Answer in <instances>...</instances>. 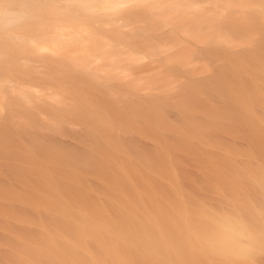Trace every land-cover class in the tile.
Listing matches in <instances>:
<instances>
[{
  "label": "rangeland",
  "instance_id": "1",
  "mask_svg": "<svg viewBox=\"0 0 264 264\" xmlns=\"http://www.w3.org/2000/svg\"><path fill=\"white\" fill-rule=\"evenodd\" d=\"M186 1L193 3L195 0L194 1L186 0ZM215 1L216 2L219 1V3L217 2V3H215L217 5H214V3H212V2L209 3V0H207L206 2H203V0H202V1H199L197 3H193V5L196 6V8H197V6L202 5V7L204 8V10L202 9L203 13H207V14L209 12H210L209 14H211V10H213L215 8L214 9L215 11L213 10L212 12L216 13L219 11L218 17H220L221 19L218 18L217 20H220V22L223 23V22H228L229 20H231L232 16H233L232 11L230 8L227 7V4L229 3L231 5H233V4L235 5V3L236 4L241 3V1L236 2L237 0H234V1H232V0H215ZM242 1H245V0H242ZM262 1L264 2V0H262ZM262 1H260V0H247V2H250V3H259L260 2L261 4H264V3H262ZM220 3H222V4H220ZM219 4L220 5L224 4L226 7L223 6V8H222V6H220ZM70 5H73V3L71 2ZM210 5H212V7H209ZM202 7H199V8H202ZM139 8H141V9H139ZM216 9H219V10L216 11ZM132 10H133V13H132ZM127 12L129 14L128 16L130 17L131 20L129 19L128 16H125L123 13H120L117 15V16H119L118 19H119V23L121 25V30L124 31V33H121V35H119V36H123L124 39L123 38L122 39L125 40L123 44H121V45L118 44V45H119V48H123L122 52H123V50L125 51L128 48V51L126 52L127 59H129V57H130L128 55V52L133 51V55H131L132 57L129 59L130 61L132 60L131 62L126 59L127 62H129V63H127L124 60V58H123L124 53H125L124 52L123 54L120 53L119 56H118V54H115L114 59H115V56H117L118 60H114L112 63L113 59L111 61L108 59V56H110L108 54L111 52L110 46H108L109 48L107 47L108 48L107 50H109L110 52L107 51L106 55H103V53L100 52L99 50L96 51L93 49L91 50V52L87 51L88 52L87 53L86 51H84L85 52L84 53L78 49L74 50V48H75L74 47V48H72L70 53L69 52L66 53L67 55L62 54L63 52L61 54L54 53L55 55L50 54L51 58L54 60V61L53 60L48 61L51 64V65H49L50 67L48 66L47 62H45V63L43 62V65L44 66L47 65L48 69H47V67H40V65H42V63H40L39 61H37V63L38 62L40 63L38 66L40 68H37L38 70L34 69L35 66L32 67L33 71H35L34 74L41 77V81L32 80L29 82V84L31 86H34V88H32V89L39 90V91H37L38 94L49 95V96H45V98L41 99L42 103L40 102V100L35 101L37 103V105L39 103V107H40L39 110H38V106H36L35 103H34L35 107H32V106L30 107V105H32V104H29V103H31V102H29L28 105L26 106L23 103L19 102L17 99H16V101L13 100L17 103H14V102L12 103L15 106H13L11 104V102H12L11 100H10L11 102L10 101L8 103L5 102V103H7V105L9 104L7 106L4 103L3 99L5 97H7V98H5L7 100L8 96H10V99H11L13 96L6 93L7 96H5V97L3 96V99L0 97L1 98L0 99V105L3 107V109L1 108V110L4 111V109H5L4 112L0 111L3 113V114L2 113H0V114H2V116L4 115V118H5V119L0 118V122H1V120H3L1 123L6 122L5 125H7L8 127L7 128L5 127V128L9 131L12 130L10 133L9 131L6 132V130L4 128L3 132L5 131L6 133L4 132L5 134L0 135V148H1L0 154H1V156L6 155L5 157L2 156V158L0 156V162H1L0 172L3 173V174L0 173V179H1L0 180V188H1L0 189V213H2L4 211H5L4 213H9L12 211L11 209H9L11 201H8V200H12L13 198H22L23 197V199L27 198V200L29 201L28 203H31L32 201L34 203L35 202L40 203V202H44V200L48 201L50 199L57 198V197H67V198L68 197H70V198L71 197H73V198L77 197V199H79V200L81 198L82 199L85 198L87 200V198L89 199V197H91L93 202L91 201V198H90V201L92 202L93 207H95V208L93 210H90L91 211L90 213H91V215H94V218L95 217H96V219L99 217L104 218L105 215H103V214H102L103 216L101 214L99 215V212L101 213V211L109 213L108 215L105 216L106 218L109 217V218L113 219L114 216H117V215H118L117 218L120 216H121L120 218H122V217L123 218H127V217L131 218L133 216L132 213H130L128 215H122V214L119 215L117 212L114 211V209L109 208L108 203L113 201V200H119L121 198H126V199L127 198L128 199H136L139 197H141V198H146V197L148 198L149 197L150 198L151 196L157 195V194H153L154 191H157V193H160V194L167 195L171 198H183L186 201H189V200L192 201L193 200L195 202H197L198 199H204L205 200V199L209 198V196L211 195L210 189L212 188L211 183H212V172H213L212 168H213L214 153L218 150L219 146L220 147L226 146L227 140H230L229 135L231 136V134L236 132V130L235 131H233V130L236 129L237 127L239 128V126H240L239 124L241 121H239V120H241V119L239 118L235 122L234 119H237L238 115L234 112L238 111V114L240 113V115H241V116L240 115L239 116L243 117V114H241V113H244L245 104L247 103L246 97L249 98L253 94H258L257 84L256 85H249V82H253V81L258 82V80H259L258 76H259L260 72L264 69V67H262V69L258 68V67L257 68L253 67V65H255L257 61H255V62L253 61L254 64H251L248 66V61L251 60L250 58H253V56L258 60H262V58H263L262 56H264V54L252 55L251 53H247V52H237L238 53L237 54V53H234L233 51H229L228 49L214 50L213 48H211L210 50H208V49H205V46L203 47V45L196 43L194 41V39L192 40V38H190L188 36H174L173 34H171V33L169 34L167 32H166L167 35H165L164 32L169 30V27L165 26V25H162V28H161L164 31L163 32L164 37H162V39L159 38V37L163 36L162 34H160L161 32L159 31L160 36L158 35V32H156L157 35L155 38H157V39L155 40L153 38L155 36V33H151L152 34L151 35L148 31V29L151 25L148 23L149 22L155 23V21H157L158 17L150 16L149 10L144 5H140V4L131 5ZM161 12L166 14L165 9H163ZM168 14L170 17L169 16L165 17V15H163V19H168V17H169V19H172V20L174 19L175 21L180 20V19L188 20L189 17H190L189 20L195 19L194 18L195 16L193 15V13L191 15L192 17L194 16L193 18L191 16H185V17H180V18L178 17V19H177V17L174 18L173 16H171L170 13H168ZM132 16H133V19H132ZM228 16L231 18H229ZM126 17H128V19ZM159 18H161V17H159ZM204 18L207 20L211 19L210 16H205ZM234 18L241 19V18H239V16L238 17L234 16ZM105 27L110 28L109 25H106ZM137 28H138V30H137ZM126 30H128L129 32L128 31L126 32ZM130 30H131V32H130ZM135 30L139 31V32H136ZM100 32L102 33L101 34L102 36L106 37L107 42H109V43L111 42L110 44H113L112 43L113 41H111V40H112V37L114 36V33L107 32L105 30H100ZM133 32H135V33H133ZM109 33H111V34H109ZM122 34H124V35H122ZM145 34L151 35V36L149 35L150 40L149 39L147 40V38H149V37H147ZM126 35L128 37H126ZM131 35H135L137 37L131 38L132 37ZM141 35H143L144 37H142ZM141 37H142V39H141ZM138 38H140V39H138ZM164 38H166V39H164ZM159 39L162 41L160 42ZM173 39H175V40H173ZM133 40L134 41L136 40L135 41L136 44H133L134 43ZM139 40L142 41L141 44H143L144 41L147 44H145V42H144L145 45L144 44L141 45V44H139L140 42H138ZM151 40L156 43L155 45H157V44L159 45V46L157 45V47L159 48V50H157V55L153 54L152 53L153 51L151 50V53L153 54L152 56H154V57H151L150 52H148V54L150 53L149 54L150 56H147L148 54L146 55L145 52H143L147 49V47L148 48L150 47V46H148V44L151 43L150 45L152 47V42H150ZM177 41H178V44H177ZM181 41L184 42V44H186V43L189 44L190 47L188 45H185L186 47H184V44H182V43L180 44ZM170 42H171V44H174V45H171ZM137 43L139 45H141L142 47H139V45H137ZM164 43L165 44L167 43V44L165 45ZM169 45H171V47H169ZM181 45H183V46H181ZM143 46H146V47L143 48ZM173 46H174V48H173ZM179 46H181V47H179ZM139 48H141V49L143 48V49L140 50ZM186 48H188L190 51H186V50H188ZM193 48L194 49L196 48V49L193 50ZM165 49H169V52H171V53H169L168 50L165 51ZM171 49H172V51H171ZM179 49H181V50H179ZM199 49H201V50H199ZM114 51H113V54L115 53ZM146 51H148V50H146ZM158 51H159V53H158ZM183 51H185V52H183ZM191 51L194 52V53L192 52L194 54V56L192 57V61L190 62L191 64L188 62V64H190V65L187 64L185 66V64H184L183 65L184 69L181 68V66H180L181 63H179L180 65L177 63L179 61L178 57L181 60L184 56H186L184 54H187L188 52H191ZM201 51H202V53H201ZM217 51L221 52V53H219V54H221V56L217 53ZM74 53H76V54H74ZM89 53H91V55H90L91 57L88 56V58H89L88 60L90 62L93 60L95 61V62L93 61L90 63V65L92 64L93 67H92V65L90 66L87 63L89 65V68L94 69L95 66H97L95 64L97 62H98V64L100 63L101 64V70H97L100 74H97L98 72L95 71L96 73L93 75V72H91L90 70L86 71L82 67L77 66L78 62L80 63L81 61H83V60H81L82 57H86V55H89ZM94 53H95V55H94ZM96 53H98V54H96ZM135 53H137L139 55L138 58L136 57V60H134L135 59L134 56H136ZM154 53H156V52H154ZM68 54L70 56H72V58L71 57L68 58L69 57ZM82 54H83V56H82ZM169 54L170 55L172 54L173 57L171 56L170 58H168L166 60L167 55H169ZM200 54H202V56ZM204 54H205V56L206 55L207 56L206 57L203 56ZM222 54H223V56H222ZM92 55H94L95 57ZM126 55H125V57H126ZM199 55L202 57V60L199 57ZM239 55L241 58L239 57ZM47 56H49V55H47ZM191 56L192 55H190L189 57H191ZM259 56H261V57H259ZM57 57H58V59H57ZM117 57H116V59H117ZM119 57L123 58V60L125 62L122 61L121 58H119ZM198 57H199V59H198ZM141 58H142V60H141ZM196 58L198 59L197 61H200V62H197V63H196V61L193 62V60H196ZM207 58H208V60H207ZM233 58L237 59L236 62H239V63L236 64V62L233 60ZM246 58H247V60H246ZM55 59H57V61H55ZM150 59L154 60V61H151ZM174 59H176V60H174ZM186 59L189 61L191 58H186ZM40 60H44V59H40ZM60 60H64V61H60ZM88 60H87V62H89ZM147 60H150L151 62L147 61ZM213 60H215V64L218 63L219 61H221V63H219L221 66L219 67V65L217 66V65L213 64L214 63ZM139 61H140V63H139ZM173 61H174V63H173ZM201 61H203V62H201ZM205 61H207V62H205ZM34 62H36V61H34ZM34 62H32V65ZM148 62H150L152 64V66L154 65L153 67L155 69H157L158 66L161 67V68H158V70H161V72L159 71L160 74H162V71H163L162 69H164V71L166 70V72H165L166 76H165V74H164V76L167 79H170V83L172 81L171 76H172V79L176 76L175 78H177V80L174 78L176 83L174 81H172V83L174 82V85L175 84H177V85L174 86L172 84V86H173L172 87L171 85L166 84V81H167L166 78H165L166 79L165 82H164V80L162 81V79L159 80L160 74L158 72H156V70L154 68H152L153 69L152 70L151 69L152 66L150 63L148 64ZM184 62L187 63V61H184ZM249 62H251V61H249ZM37 63H35L36 67H37ZM66 63H69V64H66ZM122 63H125V64L122 65ZM134 63H135V65H134ZM194 63H196L197 68L196 67L193 68L192 65L195 66ZM209 63L213 66V68H211L212 66L209 65ZM59 64H61V65H59ZM129 64L134 65V67L140 66L141 64H142L141 67L142 66H151L150 68L145 67L144 70L148 69V72H151V74H153V72H155L156 74H154V76L153 75L151 76V74L146 76V74L148 72L145 75H141L144 70L140 71V69H142L140 67H139L140 68L139 69V71H140L139 76H142V77H140V79L142 78V80H143V76H144V79L146 81H148L149 78H151L153 80V82L155 84L153 86L155 88L152 86L153 87V88H151L152 92L150 90V92L147 93L150 89L149 87L153 84V83L152 84L149 83V82H152L150 80L148 81V85L143 83L145 80L143 82L140 81L142 83V84L140 83V85H142V86H140L139 89H140V91L144 92V93L141 92L142 95H140L138 93L139 92L138 88H133V86L136 87L139 84L140 79L137 80V79L132 78L134 76L138 77V73H136L138 71L135 72L137 75L132 74V73H134L132 71V69L130 68V67H132V65L128 66ZM161 64H162V66H161ZM117 65H118L117 68H120L119 67V65H120L121 68H123V70L125 68H127V70L129 68L131 69V71L129 69L130 73L129 72L127 73L126 69H125V71L121 72V74H123V75L118 73V75L120 74L118 77L123 76V79L130 78L132 81L135 80V84H137V83L138 84L136 86L133 85L132 83H131L132 85H130V84L128 85V82L124 81V82H126V84H125L123 82V79L114 78L115 76H117V71H120L118 69L117 70L115 69V67ZM70 66H72V67H70ZM190 66L192 67V69L187 68ZM203 66L204 67L205 66L210 67V70H207L208 67L206 69V71H208V74L206 73L205 68ZM222 66H223V68H221ZM112 67H114V69ZM163 67H165V68H163ZM230 67H231V69L232 68L235 69L236 73L233 69L229 70ZM43 68L45 69V72H43L44 71ZM97 68L98 67H96L95 69H97ZM195 68L198 71H196ZM224 68L227 69L228 73L225 71L223 72V70H225ZM246 68H247V70H246ZM41 69L43 71H41ZM58 69L59 70L62 69L59 72V73H62L61 75L57 72V71H59ZM112 69L116 70V72H114L115 75L113 74V72L110 75V72L113 71ZM137 69H138V67H137ZM173 69H174V71H173ZM212 69H214L219 74H215L216 72L214 73ZM175 70H177V71H175ZM193 70H195L196 72H194ZM178 71H180L182 73H180V72L177 73ZM201 71H203L204 73H202L203 75L200 76L199 74H201ZM231 71H234V73ZM239 71H240V73H239ZM89 72L92 74H90ZM125 72L127 73L126 77H125V75H126ZM14 73L16 74L17 72L15 71ZM157 73H158V76H157ZM193 73L195 75H193ZM220 73L222 75H220ZM224 73H226V76ZM64 74L68 75V77L63 76ZM79 74H80V76L83 75L84 77L83 76L78 77ZM96 74H97V76H96ZM128 74H132L133 76L130 75V77H129ZM229 74L230 75L232 74V75L230 76ZM234 74H238V75L235 76ZM53 75L56 77V79H55V77H53ZM76 75H77V77H76ZM112 75H114V76H112ZM182 75H184V76H182ZM206 75L207 76L209 75L210 77L209 76L207 77ZM212 75L214 77H216L215 75H219V77H216V78L224 80V81H218L216 78L212 77ZM60 76H61L62 80H60ZM74 76L76 78H74ZM108 76H109V78H108ZM110 76L112 78H110ZM249 76H251V78H249ZM9 77L10 76H8V75H4V78L9 79ZM63 77H65V78L67 77L68 80L63 78ZM82 77H83V81H81ZM194 77L196 79H194ZM222 77H224V78H222ZM228 77L229 78L231 77V79H229ZM94 78L96 80L97 79L98 80L96 81ZM182 78H185L187 80L185 81ZM208 78H209V80H208ZM64 79H65V81H63ZM74 79H76V80H74ZM84 79L85 80L87 79V81H85L87 83H84ZM210 79H212L213 81ZM237 79H239V80H237ZM78 80H80V81H78ZM235 80L239 83V84L237 83L238 85L236 84L237 86L235 84H233V83H236ZM161 81L163 82L162 85H164V87L168 88V90H166V88L164 90L162 89L167 95L162 90H161V93H159L157 91V90H160L161 87H163L160 84ZM214 81H218L219 83L216 84V82L214 83ZM167 82H169V80ZM202 82L204 84H205V82H207L209 87L207 86V84H205V85L202 84ZM8 83L12 85V83H10V82H8ZM108 83H111V84L109 85ZM123 83L125 84V86L127 85L126 87H128L129 89L131 86V89H130L131 92L125 91V90H128V88L125 89V86H124V90H123V85H124ZM189 83H191L190 86H192L195 83L194 84L195 87L190 88V86H189V88H188ZM220 83L224 84L225 86H222V84H221V86L223 88L220 87V85H219ZM58 84H59V86L56 88L55 86H57ZM121 84H123V85L121 86ZM181 84H183V85L188 84V85L182 86ZM199 84L200 85L202 84L203 87L201 86L202 87L201 88ZM244 84H246V85H244ZM215 85H217V87H220L222 90H224V88L227 87V89L229 91V92H227V94H229V97H231L230 95L233 93L232 97L234 98V96H235V100H233V98L227 99V96L225 97L224 95H222V96H224V97H222L223 101L226 99L225 102H222V98H219L221 96V94H219L220 91L217 90L218 93H216V91L214 90V89H218L217 87H215ZM239 85H242V86L244 85V86L243 87L240 86L241 87L240 88ZM61 86H63V87L59 88ZM81 86L86 87L87 90ZM179 86H180V90H178ZM185 86H187L186 87L187 89L185 88ZM120 87H121V89H119ZM144 87H145V89H144ZM156 87H158V88H156ZM183 87H184L185 93L186 94L189 93L188 95L183 93L186 96H188L187 101H189V103H187V101L186 102L182 101L183 99H185L184 97H186V96L183 97L180 95L178 96V94H173V93H178L180 91L179 93L182 95L181 92L182 91L184 92V90H182ZM213 87H215V88L213 89ZM232 87L236 90L232 89ZM235 87H237V88H235ZM63 88H64V92H61L63 90ZM169 88H170V91H169ZM194 88H196L197 90ZM209 88H211V89H209ZM53 89H54V93H53ZM60 89H62V90L60 91ZM188 89L189 90L194 89V91H192V93L193 92H196V93L192 94L191 90L189 91ZM41 90H42V92H41ZM165 90L168 91V93ZM186 90H188V92ZM205 90H207V91H205ZM249 90H250V93H248ZM58 91H59V94H58ZM132 91L135 92L134 93L135 95L132 94L133 93ZM197 91L200 92L199 93L200 95L199 94L198 95L201 97L197 96V93H198ZM226 91H224V92H226ZM2 92L0 94H4ZM43 92H45V93H43ZM85 92L87 93V96L85 95L86 94ZM89 93H90V95H88ZM119 93L121 95H118ZM55 94L58 96L60 95L59 97H62V95L67 96L66 99L63 98V101H61L62 102L61 106L63 105L62 109H61L60 103L57 105V103L60 102V100L62 98L59 101L57 100L58 102L55 103L56 101L54 102V100H56V99H54V98H57V97H55ZM122 94H125V98L130 97L129 102H131L133 99H134V101L137 100L134 103V104H136L137 108L135 107V105L133 106L134 101L129 104V102L127 101L129 99H125ZM170 94H173V95L169 97ZM207 94H209V98L207 97L208 96ZM149 95H151V96H149ZM163 95H164L163 98H165L167 96V98H165L166 103H164L165 101L162 98ZM174 95H177L179 98L177 96H174ZM89 96L91 98H89ZM210 96H211V98H210ZM121 97H122V99H120ZM141 97H143L145 100ZM175 97H176V100L178 98L179 100H181V102L175 101ZM180 97L181 98L183 97V99H180ZM239 97H241V99L243 101ZM46 98L50 102H52L53 104H49L50 102ZM97 98H99V99H97ZM131 98H132V100H131ZM159 98H161V100ZM44 99H46L45 102H47L44 104H46L47 106L53 105V107H54L53 110L51 109L53 107L47 108L46 105H43ZM78 99L80 102L78 101ZM2 100H3V102H2ZM35 100H38V99L35 98ZM122 100L126 101V103L128 105L126 106V103L124 104V101H122ZM159 100L162 102L164 101L162 106H161V104L160 105L157 104V103H160ZM219 101H221L222 103ZM18 102L20 104H22V106L24 105L23 108H21L22 106L20 104L17 105ZM78 102L80 105H82V103L85 104V105L84 104L82 105V107H83L82 109H80L81 107L79 108ZM184 102L189 104V106L187 107V104H185ZM107 103H109V104H107ZM138 103H139V106H138ZM150 103H151V105H150ZM214 103H216V105H217L216 108H215ZM219 103H221V104H219ZM10 104L12 106H10ZM41 104L44 106V108H46L47 110L49 109L50 111L47 112L46 109H43V107L40 106ZM54 104H56L57 106L55 107ZM122 104H124V105H122ZM142 104L144 105V107L142 106ZM171 104L173 106H176L175 108L177 110L174 107H173L174 109L171 108ZM212 104H214V105H212ZM228 104L230 106H228ZM67 105L70 106V110H71L70 113H66V112L70 111V110H67V108H65V107H68ZM130 105H131V107H130ZM177 105H180V106L178 107ZM192 105L194 107L196 106L195 111H193L194 107ZM58 106H60V107L58 108ZM132 106L135 107L136 109L132 108ZM181 106H183L184 108ZM224 106L226 107V109L224 108ZM232 106H233V109L231 108ZM71 107L73 108V110H74V108H77V110H78V111L76 110L77 113L75 112V110L73 111L71 109ZM129 107L135 111H138L137 109H139V110H141V112H139L138 114L135 111L131 112ZM217 107L220 109V111L218 110ZM30 108H31V110H29ZM56 108H57V110H56ZM127 108L129 109L130 112L127 111ZM179 108L183 109V111ZM189 108H191V109H189ZM185 109L186 110L189 109L190 111L189 110L186 111ZM202 109H203V112L205 113L206 117H207V115L210 117V120L208 117H207L208 118L207 119L203 116L204 113L202 112ZM229 109L231 110V115L234 113V114H236L235 115L236 117L233 115L231 116V118H230V116H226V115H224V117H222L223 114L230 113ZM6 110L8 111L10 118H13L14 114H16L15 116L18 115L17 116L18 118L16 117L14 119V120H16L15 124H13L14 120H12V119L9 120V118L6 119V113H7ZM22 110H26V112L22 113L21 112ZM179 110H180L181 114L178 113ZM224 110L225 111L227 110V111L225 112ZM233 110H234V112H233ZM118 111H121V114ZM173 111L174 112L177 111L175 113L176 115H174V113H172ZM185 111H186V114H184ZM12 112H14V113H12ZM17 112H19V113H17ZM34 112H36V113H34ZM46 113H48V114L46 115ZM50 113H52V114L55 113L57 115V117H55L56 115H51ZM60 113H63V115L68 114V115H66L67 120ZM118 113H119V115H116ZM12 114H13V116H12ZM39 114L42 115L41 117L45 116V120H47V122L44 120L45 122L43 123V120H40L41 117L39 116ZM171 114H173V115H171ZM122 115H125V116L122 117ZM147 115L149 118L147 117ZM168 116H171L172 119H171V117H168ZM198 116H199V118H198ZM30 117L31 118L34 117L36 120L30 119ZM81 117H82V119H81ZM84 117H86L87 119ZM130 117L134 120L133 122L130 119ZM188 117H190V118L188 119ZM120 118H121V120L124 119L123 122L120 120ZM191 118H192V120H190ZM214 118L216 120L218 119L217 120L219 123L218 126H217ZM41 119H43V118H41ZM50 119L54 120L52 127H51L50 123H52L53 120H50ZM166 119H168L169 122H171V124L168 122V120L166 122ZM202 119H205L206 121L202 120ZM116 120H118V121H116ZM26 121H28L32 125H29V123ZM79 121L81 122L80 124H79ZM82 121L84 124L82 123ZM84 121H87V122H84ZM201 121H202V123H201ZM59 122L63 124L62 126L65 127L64 129L62 126L58 125ZM207 122H209V123H207ZM225 122L226 123L228 122V123L224 124ZM1 123H0L1 127H4L5 126L4 123L3 124H1ZM229 123L232 124L231 125L232 127L229 126L230 125ZM8 124L9 125L11 124V126H9ZM27 124H28V126H27ZM48 124H50L51 128L47 127ZM104 124H106L107 127L104 126ZM108 124H109V126H108ZM166 124H168V130H167ZM192 124H194V125H192ZM212 124H214V125L212 126ZM57 125L60 127H58ZM100 125H102L103 129L100 128ZM111 125L116 130H112L113 128L110 129L109 127ZM196 125H198V126H196ZM219 125H221V127ZM226 125H228L229 127L228 126L226 127ZM30 126H32V127H30ZM194 126H196V127H194ZM241 126H242V124H241ZM10 127H12V128H10ZM61 127H62V130H60V132L58 131L59 129L56 130L58 132H56V131L53 132V129L55 130V129L61 128ZM199 127H201L200 130H199ZM8 128H10V129H8ZM28 128H29V130H28ZM79 128H84V129L81 130ZM97 128H100V130H99L100 133H102V131H103L104 134L103 135L100 134L99 131L97 130ZM108 128L110 130H112V132ZM169 128L170 129L172 128V130L169 131L170 130ZM232 128H234V129L232 130ZM238 128H237V131H238ZM2 129L3 128H1L0 132L2 131ZM78 129H79V133H78ZM191 129H193V130L191 131ZM37 130H38V132H37ZM22 131H23V133H22ZM69 131L71 132V134ZM83 131H85L86 134ZM128 131H130L131 133ZM15 132H16V134H15ZM40 132H41V134H40ZM87 132H88V134H87ZM119 132H121V133L119 134ZM193 132H194V134H193ZM80 133L83 136H81ZM92 133H94V134L92 135ZM124 133H126V134L124 135ZM19 134H21L22 136ZM28 134H30V135H28ZM33 134H36V135L32 136ZM172 134H173V136H172ZM6 135H8V136H6ZM14 135H15V137H17V136L18 137L14 138ZM68 135H70V136H68ZM86 135H88L89 137ZM2 136H3V138H2ZM77 136L78 137L80 136V137L78 138ZM113 136H115V138ZM82 137H84V138H82ZM123 137L125 139H123ZM36 138L39 140L37 141ZM93 138H94V140H93ZM111 138L117 140L118 142L112 141ZM58 139H59V142H58ZM61 139L64 140V142L61 141ZM95 139H96V141H95ZM82 140H84V142ZM85 140H87L88 142ZM132 140H133V142H131ZM16 141H18V143H16ZM60 141H61V143H60ZM65 141H67V143ZM125 141H127V142L130 141V142L125 143ZM95 142L100 143L99 144L100 146H98V148L93 147L94 145H92V144H95ZM169 142H171V143H169ZM90 143H92V144H90ZM97 143L95 144V146L97 145ZM110 143H112V144H110ZM37 144H38V146H37ZM77 144H78V147L81 146L82 149H80L81 147L78 148ZM141 144H143V145H141ZM175 145H177V146H175ZM128 146H129V148H128ZM107 147L109 149H107ZM21 148H22V150H21ZM36 148L40 150V152H41L40 154H39V150H36ZM92 148H94V149H92ZM13 149H15V150L13 151ZM2 151H3V153H2ZM16 155L17 156L20 155L22 159H19ZM48 155H49V158H48ZM70 155L72 156V158L71 157L68 158V156H70ZM7 156H8V159H7ZM13 156H14V158H13ZM10 157H12L13 159L18 158L19 161H14L13 159H12L13 160L12 161V160H10L11 159ZM145 157H146V159H145ZM147 157H150V158L148 159ZM65 158H66V160H65ZM98 158H100V159H98ZM156 158H159V159H156ZM75 159H76V161H75ZM80 159H82V160H80ZM62 162H64V163H62ZM99 163H100V165H99ZM17 164L20 166H17ZM93 164H95V165H93ZM6 166H8V167H6ZM5 169L8 170L7 174H6ZM9 171H11V173H9ZM7 175H8V177H7ZM23 182H25L26 184H23ZM86 196H88V197H86ZM81 202L82 201H75L76 206L77 207H84V205H82ZM18 209H20V208H17V210L15 208V211H13V212L19 216H22L21 214H22L23 210L22 209L18 210ZM27 211H29V210H27ZM93 211L95 213H92ZM41 213H44L42 216H44L43 218L46 220L48 219V217L49 218H52V217L62 218V215H65L59 211H56V212L43 211ZM28 216L33 217L34 214H32L31 212H28L27 217ZM142 217L144 218L146 216H142ZM67 218H69V217H67ZM150 218H156L158 220L157 225H153V224L146 225L145 224L144 228H142V227H138L137 223L132 224V222H125V221L123 223H121V222H115V223L110 222L109 226L105 227L106 229H97L95 227H87V226H86L87 228H81V226L69 225L71 227L66 226L67 231L69 230L67 233L70 232L69 234L72 235V238L69 241L65 240V239H61V238H59V239L54 238V236H56L55 234H57V233L61 234L62 233V229H64V228H62V227H64L63 225L56 226V225L50 224V225H44L45 227L38 225V226H33L29 229L28 228H21V229L18 228L17 229L18 234L25 236V237H28L26 234H28V233L31 234L33 232L37 235V238L32 237V239H31L32 241L28 243L29 245L28 244L27 245L13 244V246L19 247V249L21 251L30 250V253H33L32 250L38 251L39 255L37 257H34L33 260H31V258L29 256L28 257L25 256L23 258V261L22 262L20 261V264H23V262H24V264H30V263L31 264H181V260H180V247H181V245H180L181 244L180 232L182 229V227H181L182 223H181V219H180L181 214L178 213L177 211H170V212L168 211V212H161L160 214H156L155 216L151 215ZM179 223H181V224H179ZM2 225L4 226V224L0 223V226H2ZM32 228H34V229H32ZM66 228H65V230H66ZM31 229L33 230L32 232H30ZM27 230H29V231L27 232ZM143 232L150 234V238L152 240L151 244L136 242L135 241L136 239L133 236H131V234L143 233ZM117 233H124V234L128 235L125 238V241H126L125 244H120V242L115 243L113 241V239H114L113 236L110 237V235H115ZM84 234H91V235L100 234L101 239L98 240V242L97 241L96 242L91 241L90 242L91 244L85 243L84 240L82 239V237H80ZM103 234H105L106 236H104ZM44 235L47 238L54 239L55 240L54 243L53 244L49 243L51 240L45 239ZM59 240H60V242H59ZM48 251L51 253V255L53 257H55L57 259L54 258L55 260H52L50 262L46 258V256H44V253L46 255V252H48ZM42 253H43V255H41ZM92 255L94 257H96V260H97L96 262H94L93 259H91ZM58 258H59V260H58ZM105 260H107V261H105ZM0 261H1L0 264H2L3 263L2 260H0ZM4 264H6V262Z\"/></svg>",
  "mask_w": 264,
  "mask_h": 264
},
{
  "label": "bare ground",
  "instance_id": "2",
  "mask_svg": "<svg viewBox=\"0 0 264 264\" xmlns=\"http://www.w3.org/2000/svg\"><path fill=\"white\" fill-rule=\"evenodd\" d=\"M191 1H194V0H191ZM199 1H202V0H197V1L195 0L193 3H197ZM206 1L207 0H203V2H206ZM232 1H234V0H232ZM238 1H241V3L240 4L239 3H237V4L235 3V5L234 4L231 5L229 3L227 4V7L231 9L233 16H232V19L229 20L228 22H223L222 23V22H220V20H217L218 18L221 19L220 17H218V15H219L218 12L219 11L216 12V13L215 12L214 13L212 12L215 8L213 10H211V14H209L210 12L208 14L207 13H203L204 8L202 7V5L201 6H197V8H196V6H194L192 2H189V1H186V0H0V93L2 91H3L2 93H4V94H0V97L3 99V96L4 97L7 96L6 93H8L9 95H11L13 97L10 99V96H8V99L7 100L5 99L7 97H5L3 99L4 100V103L5 102L8 103L10 100L12 101V102L10 101L11 104L13 102L14 103H17V102H15L16 99H17L19 102L23 103L26 106L28 105L29 102H31L29 104H32V105H30V107L31 106L32 107H35L34 105L36 104V106H38V110H39V108H40L39 107V103L37 105V103L35 101H39L40 100V102L42 103L41 99H43V98H45V96H49V95H41V94H38L37 91H39V90L32 89V88H34V86H31L29 84L30 81H32V80H34V81L35 80L41 81V77H39V76H37V75L34 74L35 71H33L32 67L35 66L34 67L35 70H38L37 68H40V67H47L46 64H45L46 66L43 65V62L44 63L47 62L48 63V66L51 65L48 62V61L53 60L51 58L50 54H54V53L61 54L62 52H63L62 54H66L68 52L70 53V51L74 47H75L74 50L75 49H78L81 52H84V51L91 52V50L93 49V50H96V51L99 50L100 52L103 53V55H106L107 51H109V50H107L109 48L108 46H110L112 53L110 51L109 52L111 54L108 52L109 53L108 55H110V56H108V59L110 61L113 59L112 60V63H113L114 60H118V57L117 56H115V59H114V55L115 54H118V56H119L120 53L123 54L124 52H125L124 53V56H123L124 60L126 62H127V60L130 61L129 59L132 57L131 55H133V51L132 52L129 51L130 53L128 52V55L130 57L128 56L129 59H127L126 52L128 51V48L127 49L125 48L126 50L125 51L123 50V52H122V49L123 48H119V45H118V44H120V45L123 44L125 40H123L124 39L123 36H119V35H121V33H124V31L121 30V25H120L119 19H118L119 16H117V15L120 14V13H123L125 16H128L129 14H128L127 11L130 8V6L131 5H134V4L144 5L149 10L150 16L158 17V19H157V21H155V23L154 22H152V23L149 22L148 23V24H151L150 27H149V29H148V31H149L150 34L151 33H155V36L153 37L155 40L157 39V38H155L156 35H157L156 32H158V35L159 36H160V34L163 35V36L159 37L160 39H162V37H164V34H163L164 31L161 28H162V25H165V26H168L169 27V30H167V31L164 32L165 35H167V33H169V34L171 33L174 36H188V37L192 38V40L194 39V41L196 43H199V44L203 45V47L205 46V49H208V50H210L211 48H213L214 50H218V49H228L229 51H233L234 53H237V52H247V53H251L252 55H256V54L257 55H262V54H264V4H261L260 2L259 3H250V2H247V0H245V1L237 0L236 2H238ZM260 1H262V0H260ZM71 2L73 3V5H70ZM211 2L214 3V5H217V4H215L217 2L219 3V1L216 2L215 0H212V1L209 0V3H211ZM262 3H264V2L262 1ZM118 4H128L129 6L128 7H125V8H117L116 5H118ZM220 4H222V3H220ZM220 6H222V8H223V6L226 7L224 4L223 5H220ZM199 7H202V8H199ZM209 7H212V5H210ZM139 9H141V8H139ZM163 9L166 10V14L161 12ZM217 10H219V9H216V11ZM132 13H133V10H132ZM168 13H170L171 16H173L174 18L177 17V19H178V17L180 18V17H185V16H191L192 13H193V15L195 16V17L194 16L193 17L195 19L189 20V18H190L189 17L188 20H182V19H180V20H176L175 21L174 19L173 20L172 19H169L170 16H169ZM163 15H165V17L169 16L168 17L169 20L168 19H163ZM205 16H210L211 19L210 20H207V19L204 18ZM234 16L235 17H238L239 16V18H241V19L234 18ZM128 17H126V18L128 19ZM159 17H161V18H159ZM229 18H231V17H229ZM129 19H130V17H129ZM132 19H133V16H132ZM106 25H109L110 28L105 27ZM100 30H105L107 32L114 33V36L112 37V40L110 39L111 41H113L112 42L113 44H110L111 42L110 43L107 42L106 37L101 35L102 33L100 32ZM137 30H138V28H137ZM127 31L128 30H126V32ZM159 31L161 32L160 34H159ZM130 32H131V30H130ZM136 32H139V31H136ZM111 33H109V34H111ZM133 33H135V32H133ZM150 34H147V35L145 34L147 37H149V38H147V40L148 39L150 40V36L152 35V34L151 35ZM122 35H124V34H122ZM127 35H126V37L129 36V35L128 36ZM131 36H132L131 38L137 37L135 35H131ZM141 36L144 37L143 35H141ZM142 37H141V39H142ZM138 39H140V38H138ZM164 39H166V38H164ZM173 40H175V39H173ZM135 41L133 40L134 43L133 42L132 43L133 44H136ZM161 41L162 40H160V42ZM138 42H140L139 44L142 43V41H140V40ZM144 42H143V44H144ZM150 42H152V47L150 45L151 44ZM150 42H149L150 44H148V46H150V47L149 48L147 47V49L145 48L148 51L145 50L143 52H145V54L147 55L148 52L151 53V50H152L153 51L152 53L155 54V55H157V50H159V48L157 47L158 44L155 45L156 43L153 42L152 40ZM171 42H170V44H171ZM181 43L184 44V42H182V41L180 42V44ZM139 44L137 43V45H139ZM143 44H141V45H143ZM145 44H147V43L145 42ZM177 44H178V41H177ZM141 45H139V47H142ZM171 45H174V44H171ZM171 45H169V47H171ZM185 45H188L189 46V44H187V43L184 44V47H186ZM181 46H183V45H181ZM181 46H179V47H181ZM144 47H146V46H143V48ZM173 48H174V46H173ZM139 49L142 50L141 48H139ZM186 49H188V48H186ZM195 49L193 48V50H195ZM166 50H168V52H169V49H165V51ZM179 50H181V49H179ZM199 50H201V49H199ZM113 51L115 52L114 54H113ZM171 51H172V49H171ZM186 51H190V50L188 49ZM154 52H156V53H154ZM183 52H185V51H183ZM192 52L193 51L188 52L187 54H184L186 56L189 54L187 57L186 56L183 57L181 55L183 57L182 58L183 60L182 59L180 60V58L178 57L179 61L177 63L178 64L181 63V65L179 64L181 66V68L184 69V66L183 65L185 64V66H186L188 64V62L190 63L192 61V57L194 56V54H193L194 52L193 53ZM152 53H151V57H154V56H152L153 55ZM158 53H159V51H158ZM169 53H171V52H169ZM201 53H202V51H201ZM217 53L219 54L221 52H218L217 51ZM74 54H76V53H74ZM96 54H98V53H96ZM149 54L147 56H150ZM47 55H49V56H47ZM90 55H91V53H89V55H86V57H82L81 60H83V61H81L80 63L78 62L77 63V66L82 67L86 71H89L90 70L91 72H93V75H94L96 72H98L97 70H101V64L100 63L98 64V62L95 64V65H97V66H95V68L98 67L97 69H95V68L94 69L89 68L90 63L94 61L93 60V61L90 62L88 60L89 59L88 56L91 57ZM94 55H95V53H94ZM94 55H92V56H94ZM125 55H126V57H125ZM135 55L136 56H134V58H135L134 60H136V57L137 58L139 57V55L137 53H135ZM169 55H167L166 60L172 56V54L170 56ZM190 55H192V56L189 57ZM200 55L202 56V54H200ZM200 55H199V57L202 60V57ZM219 55L221 56V54H219ZM82 56H83V54H82ZM203 56H205V54ZM222 56H223V54H222ZM70 57L72 58V56L69 55L68 58H70ZM116 57H117V59H116ZM199 57H198V59H199ZM239 57H240V55H239ZM259 57H261V56H259ZM262 57H263L262 60H258V59H256L253 56V58H250L251 60H249L251 62L248 61V66L251 65V64H254V62L257 61L256 64L253 65V67H255V68L258 67V68H261L262 69V67H264V56H262ZM119 58H121V57H119ZM123 58H121L122 61H124ZM186 58H191V59L188 61ZM40 59H44V60H40ZM57 59H58V57H57ZM57 59H55V61H57ZM198 59L196 58V60H193V62H195V61H196V63L197 62H200V61H197ZM87 60L89 62H87ZM141 60H142V58H141ZM150 60H147V61H150ZM174 60H176V59H174ZM207 60H208V58H207ZM233 60L235 62L237 61V59H234V58H233ZM246 60H247V58H246ZM34 61H36V62H34ZM37 61H39L40 63H42V65H40V67H38L40 63L39 62L37 63ZM60 61H64V60H60ZM151 61H154V60H151ZM184 61H187V63H185ZM213 61H214L213 64H215V60H213ZM32 62H34L33 65H32ZM150 62H148V64ZM201 62H203V61H201ZM205 62H207V61H205ZM35 63H37V67H36V64ZM127 63H129V62H127ZM135 63H134V65H135ZM139 63H140V61H139ZM173 63H174V61H173ZM196 63H194L195 66L192 65L193 68L196 67ZM219 63H221V61H219L215 65H217V66L219 65V67H220L221 65ZM238 63L239 62H236V64H238ZM66 64H69V63H66ZM123 64H125V63H122V65ZM190 64H188V65H190ZM59 65H61V64H59ZM130 65H132V64H129L128 66H130ZM134 65H132V67L134 69L132 67H130V68L134 72V73L131 72L132 74L137 75L136 73H138V77L139 78L137 76L136 77L135 76L132 77V78L137 79V80H139L140 77H142V76H139L140 71H143L145 67L146 68H150L152 66V64H151V66H142V67H141L142 64L140 66H136V67H134ZM209 65H211V64L209 63ZM153 66L151 67V69L154 68ZM161 66H162V64H161ZM70 67H72V66H70ZM92 67H93V65H92ZM117 67H118V65L115 67V69L116 70L118 69L120 71H117V76H115L114 78H117V79L118 78H121V79H123V76H120V77H118V76L121 74V72L125 71V69H126V71L128 73L130 68L128 67L129 69L127 70V68L124 67L125 69L123 70V68H121L120 65H119L120 68H117ZM137 67H138V69H137ZM139 67L142 68V69H140ZM207 67L206 66L204 67L205 68V71H206ZM112 68L114 69V67H112ZM158 68H161V67L158 66ZM158 68L157 69L154 68V69L156 70V72H158L160 74L161 70H158ZM163 68H165V67H163ZM187 68L188 69H192L191 66L190 67H187ZM196 68H195V70H196ZM211 68H213V66ZM221 68H223V66ZM247 68H246V70H247ZM47 69H48V67H47ZM131 69H130V71H131ZM139 69H140V71H139ZM174 69H173V71H174ZM232 69H231V67L229 68V70H232ZM14 70L17 72L16 74L14 73L15 72ZM61 70L62 69H60L57 72L59 73ZM116 70L111 71L110 72V75L112 74V72L114 74V72H116ZM162 70L164 71V69H162ZM195 70H193V71L194 72L198 71V70H196V71ZM207 70H210V67H208ZM212 70H213L214 73L216 72L214 69H212ZM233 70L235 71V69H233ZM41 71H43V70L41 69ZM136 71H138V72H136ZM163 71H162V74H160L161 77L159 76V80L162 79V81L164 80V82H165V80L167 79L165 77L166 76V74H165L166 70L164 72ZM175 71H177V70H175ZM203 71H201V74H199L200 76L203 75L202 74V73H204ZM224 71L227 72V69L223 70V72ZM234 71H231V72L234 73ZM240 71H239V73H240ZM43 72H45V69H44ZM147 72H148V69H145L143 71L144 74L142 73L141 75H145ZM179 72L180 71H178L177 73H179ZM118 73H120V74L118 75ZM127 73H126V75L124 74L125 77L127 76ZM158 73H157V76H158ZM180 73H182V72H180ZM206 73L208 74V71H206ZM235 73H236V71H235ZM59 74L61 75L62 73H59ZM90 74H92V73H90ZM97 74H100V73L98 72ZM97 74H96V76H97ZM132 74H128L129 77ZM149 74H151V72H148L146 74V76L149 75ZM154 74H156V73L153 72V74H151V76L152 75L154 76ZM164 74H165V76H164ZM215 74H219V73L216 72ZM224 74L226 76V73H224ZM4 75L10 76L9 77L10 80L7 79V78H4ZM68 75H65L64 74L63 76H67L68 77ZM114 75H112V76H114ZM121 75H123V74H121ZM193 75H195V74L193 73ZM213 75H212V77H214ZM220 75H222V74L220 73ZM234 75L237 76L238 74H234ZM79 76H80V74L78 75V77ZM81 76H83V75H81ZM182 76H184V75H182ZM215 76L216 77H219V75H215ZM53 77H55V76L53 75ZM67 77L66 78L63 77V78H65V79L68 80ZM76 77H77V75H76ZM76 77L74 76V78H76ZM83 77L81 78L82 80L80 79L81 81H83ZM216 77H214V78H216ZM108 78H109V76H108ZM110 78H112V77L110 76ZM174 78L172 79V76H171V80L175 82ZM222 78H224V77H222ZM249 78H251V76H249ZM55 79H56V77H55ZM65 79L63 81H65ZM126 79L127 80L129 79V80L127 81ZM126 79H123V82L124 81L128 82V85L129 84L130 85L133 84V85L136 86L138 84V83L135 84V80L132 81L130 78H126ZM175 79L177 80V78H175ZM182 79H184L185 81L187 80L185 78H182ZM194 79H196V78L194 77ZM229 79H231V77ZM258 79H259L258 82L257 81L249 82V85H256L257 84V86H258V94H253L249 98L246 97L247 98L246 99L247 103L245 104L244 113H241V114H243V117H240L241 115H240V113L238 114V111L237 112H234L235 109L233 110V112L238 115V118L237 119H234V120L236 122V120H238L240 118L241 120H239V121H241V122H240L239 125L241 126V124H242V126H241L242 128L240 126H239V128L237 127L238 128V131H237V128L236 127H235L236 129L232 128V130L234 129L233 131L236 130V132H234L233 134L230 133L231 136L228 134L230 140H227L226 146L225 147H220L219 146L218 150L214 153V157H213L214 158L213 159V168H212L213 169V172H212V183H211L212 188L210 189L211 195L209 196V198H207L205 200L204 199H198L197 202H195V201L192 200L193 201L192 202L191 200L186 201L183 198H171V197H169L167 195L157 193V191H154L153 192V194H157V195L151 196L150 198L149 197L148 198L147 197L146 198L139 197V198H136V199L121 198L119 200H113V201L109 202L108 203L109 208L114 209V211L117 212L119 215H121V214L122 215H128V214L132 213L133 216L131 218H129V217H127V218H123V217L120 218L121 216L117 218L118 215L116 214L117 216H114L113 219L112 218H109V217L106 218L105 216L108 215L109 213H106V212H103V211H101V213L99 212V215L100 214L101 215L102 214L105 215L104 218H101L99 216H98L99 218H97V219H96V217L94 218V215H91V213H90L91 212L90 210H93L95 208V207H93V204H92L93 201H92V198L91 197H89V199L87 198V200L85 198L84 199L81 198L79 200V199H77V197H75L76 199L73 198V197H71V198L70 197H68V198L67 197H57V198L50 199L48 201H45L44 200V202H40V203L39 202L38 203H36V202L34 203L33 201L31 203H28L29 201L27 200V198L25 197L26 199H23L22 196H21L22 198H13V199L11 198L12 200H8V201H11L10 202L9 209H11L12 211L9 212V213H4L5 211L2 212V213H0V221H1L0 223L1 224H4V226L2 225L3 227L0 226V260H2V262H3L2 264H4L5 262H6V264H20V261L22 262L23 261V258L25 256H27V257L29 256L31 258V260H33L34 257H37L39 255L37 250H32L33 253H30V250H23V251H21L19 249V247L13 246V244H16V245H22V244L27 245L29 242L32 241L31 240L32 237L33 238L34 237L37 238V235L32 232L33 231L32 229H34V228L31 229V231H30V232H32L31 234H29V233L26 234L25 233L28 237H25V236H22V235L18 234V232H17L18 231L17 230L18 228H20V229L21 228H28L29 229V228H31L33 226H38V225L44 226V225H50V224L51 225H56V226L63 225L64 227L61 226L62 228H64V229H62V233L61 234L60 233L55 234L56 236H54V238L55 239L56 238H58V239L61 238V239H65V240H68L69 241L72 238V235L69 234L70 232L67 233L69 230L67 231L66 226L68 227L69 225H77V226H81V228L95 227L97 229H106L105 227H108L110 222H112V223H115V222H121V223H123L125 221V222H132V224L133 223H137L138 224L137 225L138 227L144 228L145 224L146 225H151V224L157 225L158 220L156 218H150L151 215H154L155 216L156 214H160L161 212H168V211L169 212L170 211H177L178 213L181 214V218L180 219H181V223L182 224L179 223V224L182 225V226L180 225L182 227L181 232H180V239H181V244H180L181 245V247H180V260H181V264H264V69L260 72V74L258 76ZM60 80H62L61 79V76H60ZM74 80H76V79H74ZM80 80H78V81H80ZM144 80L145 79H144V76H143V80H142V78L139 80V84H138L139 86L138 85L136 87L133 86V88H138L139 89V87L142 86V85H140V83L143 82ZM149 80L152 81V82H149V83H151V84L153 83V84L149 87L150 89L148 88L149 91L148 92L146 91L147 93H149L150 90H151V88L154 87L153 85H155L154 82H153V80L151 78H149ZM168 80H169V82H167ZM208 80H209V78H208ZM210 80H212V79H210ZM217 80L218 81H224V80H221V79H217ZM237 80H239V79H237ZM85 81H87V79L86 80L84 79V83H87ZM148 81L145 80L143 83H145L146 85H148ZM162 81L160 83L161 85L163 84ZM167 81H166V84L171 85V86H172V84L174 85V82L172 83V81H171V83H170V79H167ZM218 81H214V83L216 82V84H218L219 83ZM8 82L12 83V85L9 84ZM126 82H124V83L126 84ZM203 82H202V84H204ZM222 83L219 84L220 87L225 86ZM237 83L238 82L236 81V83H233V84L236 85ZM108 84L110 85L111 83H108ZM123 84H121V86ZM125 84L123 85V90H124ZM202 84L201 85L199 84L200 87L202 86ZM205 84H207V82H205ZM221 84H222V86H221ZM175 85H177V84H175ZM181 85L184 86V85H188V84H184V85L181 84ZM190 85H191V83H189L188 88H189ZM193 85L190 86V88L191 87L192 88L195 87V85L194 86ZM244 85H246V84H244ZM58 86H59V84L57 86H55V87L57 88ZM126 86H125V89L128 88ZM162 86L163 87H161L160 90H157L159 93H161V90L162 89L164 90L166 88V87H164V85H162ZM207 86L209 87L208 84H207ZM240 86H242V85H239V87ZM62 87L63 86H61L59 88H62ZM81 87H83V88H85L87 90L86 87H84V86H81ZM186 87L187 86H185V88ZM215 87H217V85H215ZM215 87H213V89ZM220 87H217L218 89H214L216 91V93H218L217 90L220 91L219 94H221V96L219 98H222L224 96L225 97L227 96V99L228 98H233L232 97V94L233 93L230 95L231 97H229V94H227V92H229L228 89H227V87H225L224 90H222ZM233 87H232V89H234ZM156 88H158V87H156ZM235 88H237V87H235ZM119 89H121V87ZM130 89H131V86H130ZM130 89L128 88V90H125V91H130L131 92ZM144 89H145V87H144ZM194 89H196V88H194ZM194 89L193 90L190 89L191 90V93H192V91H194ZM209 89H211V88H209ZM61 90L62 89H60V91ZM166 90H168V88H166ZM178 90H180V86H179ZM182 90H184V87L182 88ZM188 90H186V91L188 92ZM234 90H236V89H234ZM138 91L137 92L140 95H142L141 92L144 93L143 91H140V89ZM169 91H170V88H169ZM205 91H207V90H205ZM224 91H226V92H224ZM41 92H42V90H41ZM61 92H64V88H63V90ZM151 92H152V90H151ZM166 92L168 93V91H166ZM179 92L178 93H173V94H178V96L180 95V96H183V97L189 94V93L186 94L185 93V90H184V92L183 91L181 92L182 95ZM43 93H45V92H43ZM53 93H54V89H53ZM134 93L135 92H133L132 94L135 95ZM183 93H185L186 95L183 94ZM193 93L195 94L196 92H193ZM199 93L200 92L197 93V96L200 95ZM248 93H250V90H249ZM56 94H55V97H57V98H54V99H56V100H54V102L56 101L55 103H57L62 98L60 100V102L57 103V105L60 103V106H61V103H62L61 101H63V98L66 99L67 96H65V95L63 96L62 95V97H59L60 95L58 96ZM58 94H59V91H58ZM173 94H170L169 97L172 96ZM85 95L87 96V93ZM88 95H90V93ZM118 95H121V94L119 93ZM122 95L125 98V94H122ZM207 95H208L207 97L209 98V94H207ZM222 95H224V96H222ZM149 96H151V95H149ZM174 96H177V95H174ZM163 97H164V95L162 96V98ZM183 97L182 98L180 97V99H183ZM199 97H201V96H199ZM35 98H37L38 100H35ZM89 98H91V97L89 96ZM129 98H125V99H129ZM141 98H143V97H141ZM165 98H167V96ZM165 98H163L164 101H165V102L163 101L164 103H166ZM178 98L176 100V97H175V101H180L181 102V100H179ZM184 98L185 99H183L182 101H185L186 102L188 100V96H186ZM210 98H211V96H210ZM239 98L241 99V97H239ZM46 99L43 100V105H46V104H44V103H47V102H45ZM97 99H99V98H97ZM120 99H122V97ZM159 99L161 100V98H159ZM3 100H2V102H3ZM13 100H15V101H13ZM124 100H122V101H124ZM131 100H132V98H131ZM225 100L223 101V98H222V102H225ZM233 100H235V96H234ZM78 101H79V99H78ZM127 101L129 102L130 99L127 100ZM133 101H134V99L131 102H129V104L132 103ZM136 101L133 102V106L135 105V107H136V104H134V103ZM19 102H18L17 105L20 104ZM79 102H78V104H79ZM163 102L160 101V103H157V104H159V105L161 104V106H162ZM219 102H221V101H219ZM7 103H5V104L7 105ZM125 103H126V101H124V104ZM187 103H189V101H187ZM187 103H185V104H187ZM216 103H214L215 104V108L217 106ZM221 103H219V104H221ZM11 104H10V106H12V105L15 106L14 104H12V105ZM49 104H53V103L50 102ZM83 104L84 103H82V105ZM107 104H109V103H107ZM124 104H122V105H124ZM214 104H212V105H214ZM20 105L22 106V104H20ZM43 105L41 104L40 106H42L43 109H46V108H44ZM54 105H55V107L57 106L56 104H54ZM82 105H80V104L78 105L79 108L81 107L80 109L83 108ZM127 105L128 104L126 103V106ZM150 105H151V103H150ZM23 106L21 108H23ZM60 106H58V108ZM62 106H61V109H62ZM133 106H132V108H135ZM138 106H139V103H138ZM142 106L144 107L143 104H142ZM177 106L179 107L180 105H177ZM188 106H189V104H187V107ZM228 106H230V105L228 104ZM48 107H53V105L47 106V108ZM130 107H131V105H130ZM173 107L175 108L176 106H173L171 104V108H173ZM181 107H183V106H181ZM1 108L3 109V107L0 105V111H2ZM65 108H67V110H70V106L65 107ZM195 108H196V106L194 107V110L193 111H195ZM224 108L226 109L225 106H224ZM231 108L233 109V106ZM51 109L53 110L54 107L51 108ZM71 109L73 110L72 107H71ZM179 109H181V108H179ZM189 109H191V108H189ZM203 109H202V112H203ZM29 110H31V108ZM56 110H57V108H56ZM74 110L77 113V111H78L77 108H74ZM137 110L138 111H135V110H132L130 108V111L131 112L135 111L137 114L139 112H141V110H139V109H137ZM181 110L183 111V109H181ZM188 110H186V111H188ZM218 110L220 111L219 108H218ZM4 111H5V109H4ZM4 111H2V112H4ZM46 111L49 112L50 110L49 109L48 110L46 109ZM127 111H129L128 108H127ZM186 111L184 112V114H186ZM229 111H230V113L223 114L222 117H224V115H226V116H230V118H231L232 115L233 116L236 115L234 113L231 115V110L229 109ZM2 112H0V113H2ZM21 112L22 113L23 112H26V110H22ZM36 112H34V113H36ZM70 112H71V110L69 112H66V113H70ZM118 112H120V114H121V111H118ZM176 112L173 111L172 113H174V115H176L175 114ZM12 113H14V112H12ZM17 113H19V112H17ZM178 113H180V110L178 111ZM2 114H0V116H1L0 118L1 119L2 118L5 119L4 118V115L2 116ZM47 114L48 113H46V115ZM50 114L51 115H56L55 113H53V114L50 113ZM60 114L63 115V113H60ZM15 115L16 114H14V116H13V114H12L13 118H10L9 113L7 111V113H6V119L9 118V120H11V119L14 120L18 116V115L17 116H15ZM66 115H68V114H66ZM66 115H63L65 119H66ZM116 115H119V113L116 114ZM171 115H173V114H171ZM39 116L41 117L42 115L39 114ZM124 116L125 115H122V117H124ZM203 116L205 118L208 117L209 120H210V117L208 115L206 117L205 113H204ZM55 117H57V115ZM147 117H148V115H147ZM168 117H171V116H168ZM41 118H43V119H41ZM41 118H40V120H43V123L45 121L47 122V120H45V116L44 117H41ZM84 118H86V117H84ZM189 118L190 117H188V119ZM198 118H199V116H198ZM30 119L33 120L35 118L34 117L33 118L30 117ZM81 119H82V117H81ZM130 119L132 120V122L134 121L131 117H130ZM171 119H172V117H171ZM50 120H53V119H50ZM120 120H121V118H120ZM123 120H121V121L123 122ZM167 120L168 119H166V122H167ZM190 120H192V118ZM202 120H205V119H202ZM217 120L215 119L216 124L218 126L219 123H218ZM2 121L3 120H1V122ZM15 121L16 120L13 121V124L16 123ZM80 121H79V124L81 123ZM116 121H118V120H116ZM26 122H28V121H26ZM84 122H87V121H84ZM168 122H169V120H168ZM3 123L5 125L6 122H3ZM3 123H1V124H3ZM53 123H54V120H53L52 123H50L51 124V127L53 126L52 125ZM59 123H58V125H60V126L63 125L62 123H60V124ZM82 123H83V121H82ZM169 123L171 124V122H169ZM201 123H202V121H201ZM207 123H209V122H207ZM227 123L225 122L224 124H227ZM50 124H48L47 127H50ZM29 125H32V124L29 123ZM166 125H167V130H168V124H166ZM192 125H194V124H192ZM213 125L214 124H212V126ZM221 125H219V126L221 127ZM231 125L232 124H230L229 126L232 127ZM9 126H11V124ZM27 126H28V124H27ZM60 126H58V127H60ZM104 126H106V124H104ZM108 126H109V124H108ZM196 126H198V125H196ZM196 126H194V127H196ZM227 126L228 125H226V127ZM5 127L7 128L8 126L5 125L4 127H1V125H0V130H1V128H3L2 131L0 132V135L1 134H5L7 131H9ZM30 127H32V126H30ZM62 127L61 128H57L55 130L53 129V132L56 131V130H58V129H59L58 131L60 132V130H62ZM4 128L6 130V132L4 131L5 133L3 132ZM10 128H12V127H10ZM10 128H8V129H10ZM29 128H28V130H29ZM64 128L65 127H63V129ZM100 128H102V125H100ZM100 128H97V130L99 131ZM109 128L112 129L113 126L111 125ZM200 128L201 127H199V130H200ZM79 129L82 130L84 128H79ZM79 129H78V133H79ZM112 130H116V129L113 128ZM112 130H110V131L112 132ZM171 130H172V128L169 131H171ZM192 130L193 129H191V131ZM11 131H9V132L11 133ZM58 131H56V132H58ZM37 132H38V130H37ZM83 132L86 134L85 131H83ZM128 132H130V131H128ZM22 133H23V131H22ZM99 133H100V131H99ZM120 133L121 132H119V134ZM15 134H16V132H15ZM40 134H41V132H40ZM70 134H71V132H70ZM87 134H88V132H87ZM93 134L94 133H92V135ZM100 134L103 135L104 134L103 131ZM125 134L126 133H124V135ZM193 134H194V132H193ZM19 135H21V134H19ZM28 135H30V134H28ZM34 135H36V134H33L32 136H34ZM80 135H81V133H80ZM6 136H8V135H6ZM68 136H70V135H68ZM81 136H83V135H81ZM86 136H88V135H86ZM172 136H173V134H172ZM17 137H15V135H14V138H17ZM113 137L115 138V136H113ZM2 138H3V136H2ZM82 138H84V137H82ZM59 139H58V142H59ZM123 139H125V138L123 137ZM38 140L39 139H37V141ZM93 140H94V138H93ZM111 140L114 141V142L115 141L118 142L117 140L112 139V138H111ZM18 141H16V143H18ZM61 141L64 142V140H62V139H61ZM61 141H60V143H61ZM82 141L84 142V140H82ZM85 141H87V140H85ZM95 141H96V139H95ZM65 142L67 143V141H65ZM126 142L127 141H125V143ZM129 142H127V143H129ZM131 142H133V140ZM96 143L97 142H95V144ZM169 143H171V142H169ZM90 144H92V143H90ZM95 144H92V145H94L93 146L94 148L95 147L98 148V146H100L99 145L100 143H97L96 146H95ZM110 144H112V143H110ZM141 145H143V144H141ZM37 146H38V144H37ZM129 146H128V148H129ZM175 146H177V145H175ZM77 147H78V144H77ZM79 147H81V146H79ZM94 148H92V149H94ZM80 149H82V147ZM107 149H109V148L107 147ZM14 150L15 149H13V151ZM21 150H22V148H21ZM36 150H39V149L36 148ZM3 151H2V153H3ZM40 153L41 152L39 150V154ZM0 156H1V154H0ZM2 156L5 157L6 155H2ZM2 156H1V158H2ZM19 156L20 155H18L17 157L19 159H22L21 156L20 157ZM69 157L72 158L71 155L68 156V158ZM10 158L9 159L12 160L14 158V156H13V158L12 157H10ZM18 158L13 159V160L14 161H19ZM48 158H49V155H48ZM147 158L149 159L150 157H147ZM7 159H8V156H7ZM98 159H100V158H98ZM145 159H146V157H145ZM156 159H159V158H156ZM65 160H66V158H65ZM80 160H82V159H80ZM75 161H76V159H75ZM62 163H64V162H62ZM0 164H1V162H0ZM93 165H95V164H93ZM99 165H100V163H99ZM17 166H20V165L17 164ZM6 167H8V166H6ZM7 171L8 170H6V174L8 173ZM0 173H2V172H0ZM9 173H11V171H9ZM7 177H8V175H7ZM23 184H26V183L23 182ZM86 197H88V196H86ZM90 198H91V201L92 202L90 201ZM75 201H82L81 203H82V205H84V207H77L76 204H75ZM15 208H16V210H17V208H20L18 210H21V209L23 210L22 211V214H21L22 216H19V215L15 214L13 212V211H15ZM27 210H29V211H27ZM43 211H52V212L59 211L62 214H65V215H62V218H56V217L49 218L48 217V219L46 220V219L43 218L44 216H42L44 213H41V212H43ZM28 212H31L32 214H34L35 217L36 216L37 217L36 218L34 216L33 217H29L28 216L27 217V213ZM92 213H95V212L93 211ZM142 216H146V217L143 218ZM67 217H69L70 219L67 218ZM69 227H71V226H69ZM65 228H66V230H65ZM28 231L29 230H27V232ZM103 235L106 236L105 234H103ZM111 236H113V238H114L113 241L115 243L116 242H118V243L120 242V244H125L126 243L125 238L128 235L127 234H124V233H117L115 235H110V237ZM131 236H133L136 239L135 240L136 242H139V243H148V244H151L152 243V240L150 238V234H148L146 232L131 234ZM80 237H82V239L84 240L85 243H90L91 241H94V242L97 241L98 242V240L101 239L100 238V234H98V235L84 234V235H82ZM44 238L45 239H50L51 241L49 243H52V244L55 241L52 238H47L45 235H44ZM59 242H60V240H59ZM41 255H43V253ZM44 256H46V258L50 262L52 260L57 259V258L53 257L49 251L46 252V255L44 253ZM91 259H93L94 262L97 261L96 260V257H94L93 255L91 256ZM58 260H59V258H58ZM105 261H107V260H105ZM23 264H24V262H23Z\"/></svg>",
  "mask_w": 264,
  "mask_h": 264
},
{
  "label": "snow or ice",
  "instance_id": "3",
  "mask_svg": "<svg viewBox=\"0 0 264 264\" xmlns=\"http://www.w3.org/2000/svg\"><path fill=\"white\" fill-rule=\"evenodd\" d=\"M129 5L128 4H118L116 5L117 8H125V7H128Z\"/></svg>",
  "mask_w": 264,
  "mask_h": 264
}]
</instances>
